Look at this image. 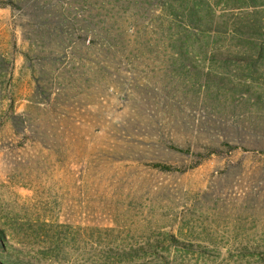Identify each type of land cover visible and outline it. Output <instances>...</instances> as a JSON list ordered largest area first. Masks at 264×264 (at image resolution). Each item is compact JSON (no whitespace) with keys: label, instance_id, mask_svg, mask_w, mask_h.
<instances>
[{"label":"rangeland","instance_id":"1","mask_svg":"<svg viewBox=\"0 0 264 264\" xmlns=\"http://www.w3.org/2000/svg\"><path fill=\"white\" fill-rule=\"evenodd\" d=\"M0 238L12 264H264V0H0Z\"/></svg>","mask_w":264,"mask_h":264},{"label":"trees","instance_id":"2","mask_svg":"<svg viewBox=\"0 0 264 264\" xmlns=\"http://www.w3.org/2000/svg\"><path fill=\"white\" fill-rule=\"evenodd\" d=\"M195 1L198 2L199 0H195ZM199 21H200V23H197V24H199L198 25L199 27L204 28V27L210 25V21H209L207 16L204 18H200ZM225 148L233 149V147L230 145H225ZM180 151H183V150H180ZM212 153H218V151L215 149H212V150H209L205 154L197 153V154H195V157L201 158L200 160H203V159L209 157ZM193 166H196V165H193ZM153 167L157 168L161 171H165V172L177 171V169H175L171 166L165 165V164H155V165H153ZM0 251H1L0 264H12L14 262L12 257L9 255L10 251L7 249L4 241H2L1 238H0Z\"/></svg>","mask_w":264,"mask_h":264}]
</instances>
